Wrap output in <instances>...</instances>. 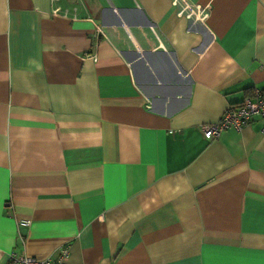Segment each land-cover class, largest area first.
<instances>
[{
	"label": "crops",
	"instance_id": "crops-1",
	"mask_svg": "<svg viewBox=\"0 0 264 264\" xmlns=\"http://www.w3.org/2000/svg\"><path fill=\"white\" fill-rule=\"evenodd\" d=\"M254 87L264 0H0V264H264Z\"/></svg>",
	"mask_w": 264,
	"mask_h": 264
},
{
	"label": "built area",
	"instance_id": "built-area-1",
	"mask_svg": "<svg viewBox=\"0 0 264 264\" xmlns=\"http://www.w3.org/2000/svg\"><path fill=\"white\" fill-rule=\"evenodd\" d=\"M178 12L186 16H194L186 28L187 31L194 29L198 21L205 25V20L209 14L206 6L192 7L188 3H185ZM52 14L60 15L59 8H52ZM61 14L65 15V12ZM97 29L100 30L99 27ZM256 116L264 119V88L254 87L251 98H245L237 104L228 105L219 118L212 122L200 124L199 130L203 138L211 140L217 138L227 128L241 130ZM18 223L20 226H26L30 220L22 219ZM68 255V246H62L56 256L48 255L42 258L28 255L23 251L11 250L7 255V264H64Z\"/></svg>",
	"mask_w": 264,
	"mask_h": 264
}]
</instances>
